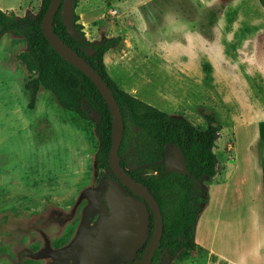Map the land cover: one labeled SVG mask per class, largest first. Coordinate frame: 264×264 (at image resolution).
<instances>
[{"label":"rangeland","instance_id":"obj_1","mask_svg":"<svg viewBox=\"0 0 264 264\" xmlns=\"http://www.w3.org/2000/svg\"><path fill=\"white\" fill-rule=\"evenodd\" d=\"M42 3L0 0V8L12 9L18 18L37 17ZM75 12L83 25L87 53L117 35L126 39L127 46L123 43L118 50L124 47L128 52L124 64L129 72L113 60L108 69L121 88L132 90L139 75L143 81L137 88L145 89L144 94L156 92L159 103L165 99L170 112L196 126L206 127L207 115H216L221 128L218 173L201 183L216 194L229 169L226 149L234 137L225 120L223 84L212 82L223 70L217 61L223 52L219 47L233 56L241 42L264 38L259 0H78ZM161 44L168 49L159 52ZM27 49L22 35L9 32L0 40V264H139L154 231L153 212L112 177L111 168L98 167L95 120L65 110L44 89L35 108L28 107L29 73L19 58ZM180 71L190 74L181 84L166 80ZM149 79L161 80L154 81L157 85L179 84V92L187 93L185 105L175 106L155 86L147 85ZM254 85L264 94L262 81ZM122 144L121 157L133 173L162 178L171 171H186L177 147L157 146L130 124ZM178 195L177 188L163 194L168 217ZM166 256L164 250L161 257Z\"/></svg>","mask_w":264,"mask_h":264},{"label":"trees","instance_id":"obj_2","mask_svg":"<svg viewBox=\"0 0 264 264\" xmlns=\"http://www.w3.org/2000/svg\"><path fill=\"white\" fill-rule=\"evenodd\" d=\"M51 1L43 0L37 17L18 18L15 13L0 10V40L7 33L13 32L15 35H22L27 42L28 49L22 52L19 58L29 73L25 89L29 96L30 109L35 108L39 93L44 89L51 92L65 110L77 112L85 119L91 118L92 109L100 113L101 121L97 123L100 138L97 164L102 169H109L115 119L96 84L83 71L65 59L45 35L42 20ZM259 2L264 8V0ZM74 4L77 6L78 0H74ZM79 21L80 15L75 12L74 22L78 30V37L75 38L67 32L60 7L53 19L54 30L105 79L121 108L125 128L127 124L137 127L146 140L161 147L172 144L184 156L185 172L171 171L162 178H157L155 175L144 177L142 174L128 170L121 157L123 144L120 149L122 165L134 179L154 194L161 206L164 233L153 256L152 264L160 262L164 250L169 257H174L178 253L189 254L198 247L195 241V229L210 201L209 186H202L201 183L212 181L218 173L219 159L216 147L221 128L217 123L216 115L208 114L207 126L199 127L188 118L170 115L121 88L109 74L104 58L111 49L122 44L123 36L117 35L94 45V52L89 54L86 51L83 25ZM111 175L119 181L113 171ZM171 188H177L179 195L174 212L168 217L164 208L163 194ZM147 245L148 242L140 255L139 264L142 262Z\"/></svg>","mask_w":264,"mask_h":264},{"label":"crops","instance_id":"obj_3","mask_svg":"<svg viewBox=\"0 0 264 264\" xmlns=\"http://www.w3.org/2000/svg\"><path fill=\"white\" fill-rule=\"evenodd\" d=\"M0 10L12 11L10 8ZM123 43L128 44L124 37L121 45ZM118 48L105 55L107 69L113 65H110L113 60L118 67L129 72L130 68L124 64L128 52L124 47L121 52ZM219 48L223 52L217 61L223 70L212 82L223 84L225 120L229 121L234 134L226 149L229 169L225 168L222 189H217L216 194L210 189V201L195 229L197 249L189 254L166 256L158 264H264V94L259 93L254 85V81L264 84V38L241 42L235 47L233 56H229L223 45ZM167 49V45L161 44L158 51ZM212 65L216 64L212 62ZM188 75L180 71L165 78L181 84ZM139 77L129 92L170 115L178 116L166 108L165 99L159 103L156 92L155 95L144 94L145 89L137 88L138 81L142 80ZM154 81L161 80H146L147 85L155 86L175 106L185 105L187 93L183 92V96L179 92V84L157 85L153 84ZM199 86L197 83L196 87Z\"/></svg>","mask_w":264,"mask_h":264},{"label":"water","instance_id":"obj_4","mask_svg":"<svg viewBox=\"0 0 264 264\" xmlns=\"http://www.w3.org/2000/svg\"><path fill=\"white\" fill-rule=\"evenodd\" d=\"M60 7L67 32L75 38L78 37V30L74 22V0H52L42 20L43 31L53 47L96 84L112 111L115 123L113 126L112 147L109 153V164L119 181L135 195L145 199L153 212L155 227L141 262V264H152L153 256L164 233V220L161 206L154 194L145 185L134 179L122 165L119 152L124 138L125 123L121 108L105 79L55 32L53 19ZM91 118L97 123L101 121V115L95 109L91 110Z\"/></svg>","mask_w":264,"mask_h":264},{"label":"built area","instance_id":"obj_5","mask_svg":"<svg viewBox=\"0 0 264 264\" xmlns=\"http://www.w3.org/2000/svg\"><path fill=\"white\" fill-rule=\"evenodd\" d=\"M112 12H113V13H116V12H117V10H116V9H115V10H112Z\"/></svg>","mask_w":264,"mask_h":264}]
</instances>
